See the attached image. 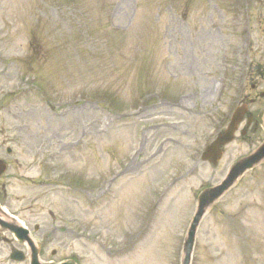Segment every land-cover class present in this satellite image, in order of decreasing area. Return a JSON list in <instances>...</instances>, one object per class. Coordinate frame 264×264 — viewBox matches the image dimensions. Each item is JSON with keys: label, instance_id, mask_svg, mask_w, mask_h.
<instances>
[{"label": "rangeland", "instance_id": "1", "mask_svg": "<svg viewBox=\"0 0 264 264\" xmlns=\"http://www.w3.org/2000/svg\"><path fill=\"white\" fill-rule=\"evenodd\" d=\"M246 1L0 0V190L43 261L180 264L200 191L264 141L238 133L217 166L201 160L237 87L264 92V5L256 31ZM192 264H264V164L205 216Z\"/></svg>", "mask_w": 264, "mask_h": 264}, {"label": "water", "instance_id": "2", "mask_svg": "<svg viewBox=\"0 0 264 264\" xmlns=\"http://www.w3.org/2000/svg\"><path fill=\"white\" fill-rule=\"evenodd\" d=\"M243 116H244L243 110L242 109L238 110L234 116V119L229 129L223 135H221L218 138V140L204 154L203 156L204 160H209L213 164L217 163V161L222 157V152L220 151V147L226 146L227 144L233 141L234 133L237 130L238 124L242 121ZM263 127H264V115H263ZM262 162H264V144L255 153L237 162L233 167V169L231 170L228 177L226 178V180L223 181V183L220 186L212 189H208L201 194V196L199 197L197 213L193 219L185 243L184 258L182 264H191L192 254L195 246L196 233L203 216L207 213V211L211 208V206L215 202H217L222 196H224L225 193H227L247 171L253 169ZM0 212H3V210L0 209ZM14 223L15 224H11L10 229H3L1 232L10 230L12 232H15L16 235H20L19 233L20 231L22 233L25 232V231L23 232L21 229L18 228L15 221ZM70 264H74V263L71 262Z\"/></svg>", "mask_w": 264, "mask_h": 264}, {"label": "flooded vegetation", "instance_id": "3", "mask_svg": "<svg viewBox=\"0 0 264 264\" xmlns=\"http://www.w3.org/2000/svg\"><path fill=\"white\" fill-rule=\"evenodd\" d=\"M259 77L262 79L264 77V75L259 74ZM261 86V83H257L256 85H253V90L255 91L257 88H259ZM260 96H262L264 98V93H259L258 97L256 95L255 98H251L249 101H251V105H255L257 104V101L260 100ZM248 98V97H246ZM249 121V120H248ZM255 116L253 115L252 119L250 120V122L248 123V125H255ZM0 244H2V246L0 247V258H2V256L4 257V260H0V264H15V262H13L11 260V253L14 250H19L22 251L23 253L25 252L26 255H28V250L26 248L25 245H22L19 243V241L13 239L12 237H0ZM6 249L7 250V255L5 256V252H3V250ZM72 259H75L76 263L79 264V261L76 257H72Z\"/></svg>", "mask_w": 264, "mask_h": 264}]
</instances>
